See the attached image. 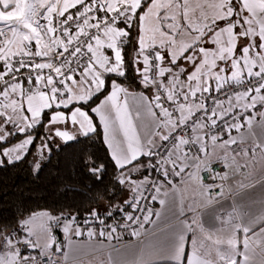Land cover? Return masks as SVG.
<instances>
[{"label":"snow or ice","instance_id":"obj_1","mask_svg":"<svg viewBox=\"0 0 264 264\" xmlns=\"http://www.w3.org/2000/svg\"><path fill=\"white\" fill-rule=\"evenodd\" d=\"M37 128L45 131L25 161L32 172L54 161L58 167L69 153L93 181L88 198L125 193L121 203L140 213L123 217L125 230L162 255L154 236L171 225L163 209L141 207L146 193L161 206L178 196L185 209L190 185L222 196L231 176L264 169V0H0V143L7 145L0 168L24 161ZM97 140L106 146L104 161L91 150ZM214 163L227 170L215 172ZM112 207L86 215L43 210L18 219L12 231L0 227V264H78L77 253L96 247L93 224L104 225ZM186 228L178 264H209L211 240L197 241L192 221ZM252 229H236L243 250L239 239L225 245L230 251L219 264H257V250L264 264V228L250 238ZM115 232L100 228L99 237L110 241ZM21 246L39 255H22Z\"/></svg>","mask_w":264,"mask_h":264},{"label":"crops","instance_id":"obj_2","mask_svg":"<svg viewBox=\"0 0 264 264\" xmlns=\"http://www.w3.org/2000/svg\"><path fill=\"white\" fill-rule=\"evenodd\" d=\"M199 2H203V0H190V3L193 4ZM196 15L198 16V11ZM181 22L183 23V21ZM219 23L222 24V22ZM256 111L259 112L260 108L258 107ZM246 115H251V111ZM93 119L96 118L93 116ZM243 122L242 119L241 123ZM69 130H72L71 126H69ZM233 135H236L235 131H233ZM240 147L250 146L247 144L232 146L236 150H239ZM216 152L220 153L221 150L217 148ZM150 174L151 172L148 173L149 176ZM169 179L177 185L180 183V178L169 177ZM228 184V189L222 196L220 195L219 199H216L215 196L208 198L201 195L199 185H190L185 193V209L179 205L178 196L176 198L177 203L171 206L155 204V210L161 211L163 209L164 219L171 225L154 236L155 248L164 249L162 255H158L153 248H145L143 236L133 238L123 229L116 228L113 239L109 241L99 237V229L95 228L97 235L93 238V243L96 244V247L84 253H77L78 264H178L179 259L184 255L185 240L190 237V230L186 228L189 221L194 222L196 226L197 241L211 240V244L208 245L205 253L209 264H219V261L223 260L230 251L225 245H234L239 239L240 250H243L244 234L242 231L237 233L236 229L253 228L249 233L251 238L252 232H259L261 228H264V223H260L261 219H264V169L258 168L251 175L238 173L230 177ZM241 184L243 187H240ZM124 199L125 193L120 201L112 205V216L105 219L106 222L115 224L125 220L123 217L131 209H127L121 203ZM104 206H108V204L105 203ZM117 207L121 209L120 212L116 211ZM153 219H155L154 216ZM145 227H149L146 231L152 230L151 225ZM109 230L105 231L106 234ZM54 233L62 244L63 234L59 229H54ZM21 248L22 255L30 251L34 255H39L38 249H24L23 246ZM122 248H124V252L121 251ZM52 251L55 253V247ZM189 251L190 245L186 247V255ZM56 258L59 259L60 257L57 256ZM251 258L259 264L261 259L259 250L252 254ZM237 259L242 260V257H237Z\"/></svg>","mask_w":264,"mask_h":264},{"label":"trees","instance_id":"obj_3","mask_svg":"<svg viewBox=\"0 0 264 264\" xmlns=\"http://www.w3.org/2000/svg\"><path fill=\"white\" fill-rule=\"evenodd\" d=\"M44 131L41 128L34 131L36 140L24 161L0 168V227L7 225L8 231L15 228L18 219L27 218L28 214L33 212L48 210L62 211L65 215L72 212L86 215L89 208L99 209L105 203L114 205L124 195L120 193L115 199H110V192L99 200L89 199L85 194L86 186L92 185L93 181L73 166L69 153L63 154L62 159L58 158L61 159L58 167L57 162L54 161L52 166L45 168L38 175L34 174L30 164L25 161L32 158L35 145L40 142ZM15 140L12 139L11 142ZM4 146L7 145L0 143V148ZM91 150L96 152L101 161L108 157L106 146L99 140ZM110 180L111 176H109ZM106 184L111 188L110 183L106 182ZM69 188L83 189V191H66Z\"/></svg>","mask_w":264,"mask_h":264},{"label":"built area","instance_id":"obj_4","mask_svg":"<svg viewBox=\"0 0 264 264\" xmlns=\"http://www.w3.org/2000/svg\"><path fill=\"white\" fill-rule=\"evenodd\" d=\"M213 170H214L215 172H220V171L227 170V169H223V167H222L221 165H219V164H215V163H214V164H213ZM201 176H202V179H203V181H204L205 183L212 182V181L210 180V176H209L208 173H201ZM150 177L155 178V174H154V173H151V174H150ZM160 179H163V178L161 177ZM215 183L218 184V183H220V181L217 179V180H215ZM218 191H219L218 189H213V192L216 193L215 196H220V193H218ZM146 195H148V199H147L146 201H142V202H141V207L150 204V205L153 207V209L155 210V204H156V203H153V202L151 201V199H150V195H149L148 193H146ZM131 213H132L133 216L140 215V213H139L138 211H136V210H132V209H131ZM125 223H126L125 220L118 221V222H116L115 224H110V223H108V222L105 221V222H104V225H100V224L97 222V223H94L93 226H94L96 229H99V230H100V228H104L105 231L111 229L112 227H116L117 229H123L124 231H126V232L130 235V231H131V229L129 228V229L125 230V228H124ZM133 226H135V225H133ZM130 236H131V235H130ZM133 238H135V237H133Z\"/></svg>","mask_w":264,"mask_h":264},{"label":"rangeland","instance_id":"obj_5","mask_svg":"<svg viewBox=\"0 0 264 264\" xmlns=\"http://www.w3.org/2000/svg\"><path fill=\"white\" fill-rule=\"evenodd\" d=\"M34 134V133H33ZM34 136H35V134H34ZM23 138V136H21V135H16L14 138H11V140L12 139H16L13 143H15V142H18L19 140H21ZM24 249H26V248H24Z\"/></svg>","mask_w":264,"mask_h":264}]
</instances>
